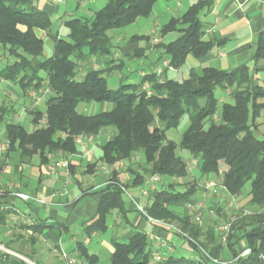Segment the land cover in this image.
I'll use <instances>...</instances> for the list:
<instances>
[{
	"label": "trees",
	"instance_id": "1",
	"mask_svg": "<svg viewBox=\"0 0 264 264\" xmlns=\"http://www.w3.org/2000/svg\"><path fill=\"white\" fill-rule=\"evenodd\" d=\"M156 1L107 0L89 18H68L64 22L67 38H56L52 54L43 56L44 41L38 32L50 27L49 14L36 7L33 0H0V55L5 58L0 66V83L17 85L24 93L43 86L50 92L43 111L37 108L29 111L32 130L19 122H5V116L13 109L0 106V122H4L8 143L4 157L18 152L15 170L19 165L30 164L34 156L38 157L39 165L45 166L49 153L55 157L58 153L61 157L78 154L76 135L97 138L108 132L109 137L100 146L99 160L111 168L110 175L103 187L96 190L99 200L95 214L82 230L87 236L106 232L107 217L112 211H125L123 186L142 187L149 177L157 175L160 180H168L159 182L150 192V202L145 207L149 216L178 222L187 236L224 264H264L261 257H264V137L257 138L254 134L256 119L264 110V85L255 78L264 71V65L258 63L264 61V37L258 39L251 69L245 65L233 70L204 67L200 72L191 69L186 78L176 80L167 75L170 69L164 67L160 74L152 69L136 82L110 88L106 76L121 70L125 63L114 58L116 48L108 31L149 17ZM211 5L212 0H197L180 17H171L160 26L159 37L172 31L178 36L153 45L157 54L154 64L168 60L170 68L178 69L188 55L201 58L218 44L215 39L203 40L205 28L199 19V14ZM139 39L149 38L133 35L128 40ZM138 54L140 57L144 51ZM216 87L230 90L232 101L219 106L214 95ZM91 102H106L110 107L91 115L77 112L79 103ZM184 114L188 115L189 123L179 142L166 139L165 131L177 127ZM177 149L185 150L190 159L197 160L198 177L182 190L177 189L179 183L173 180L187 176V160L176 153ZM120 162L127 163L126 170L131 173L125 183L119 178ZM93 167L94 164H88V171ZM220 170L222 183L233 196H240L245 184H250L246 205L254 213L244 218L250 219L248 223H240L245 226L239 235L244 247L238 250L230 235L223 247L216 239L213 223L203 230L204 226L190 221L186 210V204L197 195L199 180L216 176ZM68 171L73 173L70 163ZM85 194L86 191L81 195ZM178 206L183 207L182 212L176 209ZM13 212L12 207L0 209V226H5ZM23 227L38 235L44 225L35 221ZM35 240L33 236L26 239L30 246ZM0 243L10 250V243L1 237ZM111 243L109 264H152V249L145 232L133 229L125 242L113 239ZM187 244L193 257L172 254L159 264H217L197 257L196 246L191 241ZM75 246V257L81 264H97V255L90 253L83 241L76 240ZM245 247L250 248V253L238 257ZM0 264L28 263L0 250Z\"/></svg>",
	"mask_w": 264,
	"mask_h": 264
},
{
	"label": "crops",
	"instance_id": "2",
	"mask_svg": "<svg viewBox=\"0 0 264 264\" xmlns=\"http://www.w3.org/2000/svg\"><path fill=\"white\" fill-rule=\"evenodd\" d=\"M106 1L107 0H62L57 2L56 0H33L36 7L47 12L50 16V27L47 30L38 33L45 35L51 49V54L54 49L55 39L67 38L68 29L65 27L64 22L66 19L72 18L68 16L79 13L80 16L73 17L89 18L96 10L100 9ZM196 1L197 0H157L153 5L152 13L150 15L156 19L153 23L155 29L150 27L149 30L150 35H152L150 36L146 33L134 35H143L147 38L155 36L160 29L159 17H166V21L163 22V24H165L171 17H180L188 7ZM199 19L205 28L203 40L215 39L218 44H215L211 50L201 58H195L192 56L197 60L201 68L196 69L195 67H191L188 70V73L191 69L200 72L204 67H214L221 70H233L243 65L247 66L249 69L253 67V56L255 54L258 39L260 36L264 37V0H212L211 8L202 11L199 14ZM173 32L176 31L169 33ZM130 37L126 38L122 35L116 38L115 44H113L116 48L114 58L119 61L122 59L125 64L139 60V66L145 65V69L140 68L138 70V77H140L144 74L142 72L147 71L149 68L154 69V67L158 65L154 64L157 54L155 53V49L150 40L139 39L130 41L128 40ZM159 39L163 42L162 37H159ZM142 50L144 51V54L140 57L136 56L139 51ZM211 64H214V66ZM215 64L219 66L217 67ZM94 67H97V65L95 64ZM127 71L130 73L132 70L128 67ZM187 76H184L183 79ZM127 77H129L128 74L122 75L121 79H127ZM255 78L258 83L261 81L264 82V71L258 72L255 75ZM16 88L19 87L9 82L1 81L0 97L2 98H0V101L10 92L17 94L18 91ZM17 96H19V98L21 97L19 93ZM226 99L227 97L225 100ZM19 102L18 108H20V111L16 114V116H19V121L16 122H19L23 126L25 123H28L31 127L30 130L34 129L32 115L29 113L32 108L28 109L26 113L27 115H25L22 112L24 111L22 101ZM40 102L41 100L37 102L35 101V104L37 105ZM82 104L83 103H79L77 105V112L89 115L87 114V107H81ZM36 108L42 110L40 107ZM102 110L101 107L99 110L91 114L98 113ZM42 122L43 120H41L40 123ZM24 128L27 129L25 126ZM105 135L107 136L105 137ZM109 135L108 132L100 133L95 139L96 142L94 144L79 145L80 152L78 154L70 155L71 162L69 161V158L68 161L70 165H73V173L69 174L70 176L68 175L69 178L67 181L68 187L66 193L62 190V188H64L63 183L66 180V178H64V171L59 172L56 177L49 176L46 174L45 166L39 165L38 163L35 171L28 174H24L23 172L20 174V178L24 180L22 184L14 185L18 191L34 196L38 198L37 200L24 201L15 196L0 198V209L12 207L14 211L7 217L5 226H0V237L5 242L10 243V251L12 253L33 259L37 261V263L40 261L41 264H64L59 258H55L50 251L53 252L58 248L63 249L61 246L63 240L61 235L67 234L73 229H76V226V234L79 235L80 233L83 235L82 239L76 238V240L83 241L89 251L88 245L91 238L96 237L98 234L93 233L91 236H86L82 230L85 227V224L90 221L95 214L99 200V194L96 193V190L103 187L106 183V181L104 183H101L100 180L98 181V179H100L99 173L102 172L99 168L102 166L107 168L105 164L100 162L99 157L101 154L100 146ZM84 160L87 161V165L94 164V167L91 168L92 174H88L87 178L83 177V168H80V163ZM17 163L18 162H15L14 164L16 165ZM125 164L127 166V163L125 162H123L122 165L119 163L117 169L119 168V178L121 181L127 182L131 178V173L126 170V166L123 167ZM7 165H9L8 157L0 156L1 173L5 171L4 169H6ZM15 165H13L14 171ZM18 169L20 172L21 168L19 166ZM74 169L76 170L75 172ZM204 181V179H200L198 185H202ZM162 183H165V180H162ZM2 184L5 185V183L0 180V186H2ZM141 188V186H129L128 189L123 192L125 211L118 212L115 210L108 215L113 216L110 227L112 231L115 232V236H113L111 241L116 239L117 241L125 242L130 236L131 231L133 229H138L147 234L152 252L157 250L163 254L164 258L172 254L183 255L182 253L188 254V257H193L194 255L187 242L180 239L175 231L164 225L156 226L152 224L147 221L144 215L135 210V203L131 200L132 198L140 205L145 206L147 203V199H144L141 196ZM87 189L91 190L87 191ZM84 191H87V194L80 196ZM239 197L240 196H237V198ZM39 200L46 203L42 204L43 202H40ZM221 201L222 199H219V205L216 204L214 206V215L211 217L207 216L204 220V224L202 225L204 226L203 230H205V226L212 223V221L217 218V215L225 217L227 209ZM35 221L43 222L44 228L41 234L36 235L29 228H22V225H32ZM107 226L109 227L108 223ZM3 230H6V233H3ZM16 231L23 232L25 235H36L37 240L32 246H30L26 240H20L21 235L18 233L14 235V232ZM155 234L158 236L160 244H156L153 240V235ZM14 238L19 239L21 242L15 244L16 241H14ZM72 240L74 241L72 251L67 252L65 249L63 250L68 253L69 256L75 258L77 252L75 246L76 240L75 238ZM242 244H244L243 241L239 243L240 246ZM235 248L238 249L237 247ZM112 250L113 246L111 243V247L107 248V251H110L109 253H111ZM90 253L97 255L94 252ZM97 257L99 261V256L97 255Z\"/></svg>",
	"mask_w": 264,
	"mask_h": 264
},
{
	"label": "rangeland",
	"instance_id": "3",
	"mask_svg": "<svg viewBox=\"0 0 264 264\" xmlns=\"http://www.w3.org/2000/svg\"><path fill=\"white\" fill-rule=\"evenodd\" d=\"M73 16H80V15H79V13L76 14V15L72 14V15H70L68 17H73ZM159 20H160L159 21V24H160L159 26H161L163 24V22L166 21V17H159ZM154 21H156V19L153 16H150L148 18L140 17V18L137 19V21L134 24H130L128 26H125V27H122V28H119V29L109 30L108 31V35L112 37L113 44H115L116 38L119 37V36H122V35H124L126 38H128V37H130V36H132L134 34H144V33H146V34L150 35V33H149L150 27L155 29V27H153ZM158 32H159V30H158ZM158 32L156 33L155 36L149 37L148 40L151 41V44H152V41H153V39L155 37L159 38V36H157ZM177 36H178L177 32L168 33L167 35L162 37V41L167 43V42H169L171 40H174ZM42 38H43V41H44L43 56H49V55H51V49H50L49 43H48L45 35H42ZM153 45H155V44H152V46ZM153 48H154V46H153ZM138 61L139 60H136V61H134L132 63H126L125 67L122 70L115 71L112 74L106 76L107 83H108L109 87L112 88V89H116L119 86L120 83L136 82L139 79L138 70L140 68L145 69V65L139 66V62ZM4 62H5V58L0 55V66L3 65ZM125 62H126V60H125ZM258 63H259V65H264V61H259ZM94 65L95 64H93V66ZM211 65L214 66V64H211ZM215 66L218 67L219 65L215 64ZM128 67L132 70L130 73L127 71ZM191 67H195L196 69L197 68L198 69L201 68V66L199 65L197 60L189 55L186 58L185 63L181 67H179L178 69H170L168 71L167 75L170 78H174L176 80H182L184 76H187L188 70ZM152 69L153 68H149L147 71H144L142 73L146 74V73L150 72V70H152ZM127 74L129 75V77H127V79H121L122 75H127ZM259 84L264 85V82L261 81ZM45 88L46 87L43 86V87H41L38 90L29 89V90H27L26 93H24L19 88H16V90L18 91V93L21 96L20 98H22V99H20L19 96H17L18 93L17 94L13 93V92L8 93L7 96L3 100L1 99V101H0V106H2V104H3L6 109L7 108L8 109H11V108L13 109V111L10 112L11 113L10 115H6L5 116L6 117L5 122L6 121H13V122L19 121L18 120L19 116H16V114H18V112L20 111V108H18V103H20L19 101H22V105L24 106V111H22V112L25 115H27L26 114L27 110L31 109V108L34 109L36 107H40L43 110L44 109V104H45L44 101H45V98L48 95V93L43 94V93H41V90H44ZM33 92H34V94L32 96ZM229 92H230V90H228V89L224 90V89H222L220 87H216L215 88L214 95H215L216 98L219 99V106L221 105L222 102H225V101L231 102L232 101V99L229 96ZM38 96H41V98L39 99V100H41V102L36 105L35 101H36V98ZM226 97H227V99L225 100ZM0 98H2V97H0ZM222 100H225V101H222ZM201 102L203 103L204 100H201ZM81 107H84V108L87 107L86 108L88 110L87 114H91V113H94L97 110H99V108H101V107H102L103 110L108 109L110 107V104H108L106 102L105 103L92 102L90 104L83 103L81 105ZM256 122H257V124H256L255 129H254V134H255V136L257 138H263L264 137V110L261 111L259 117L256 119ZM188 123H189L188 115L184 114L181 117L177 127L170 128V129L165 131L166 139L171 140V141H173L175 143H178L180 138H181V135H182L183 131L188 126ZM24 126L27 129H29V130L31 129V127H30V125L28 123H25ZM4 132H5V130H4V122H0V143H7L6 140H5ZM106 136L107 135H105V137ZM4 153H1L0 156L3 157ZM10 153L7 155L8 161H9V165H7L6 169H4L5 171L0 173L1 174L0 175V180H1V182L5 183V185L2 184V186H0V198L10 197V196L11 197L12 196L17 197L15 193L20 192V191H18L16 189V187H14V185L22 184V182L24 181L23 179L20 178L21 177L20 174L22 172L24 174L25 173L28 174L30 172L35 171V168H37L38 163H39L38 162L39 161L38 157L34 156L31 159L30 164L25 165V166L24 165H19V167L21 168L20 172H19V169L14 171L13 170V165H15L14 164L15 162H18V154H17L18 152H16V153L10 152ZM176 153L181 155L183 158L188 159L187 161L191 162V160H190L191 156L185 150L177 149ZM64 157L65 158H69V161L71 162L70 156H68V157L64 156ZM80 164H81L80 168H83V174L82 175H83L84 178H87L88 174H92L91 173L92 171H88L89 168H87V166H88L87 165V161L84 160ZM122 164H123V162H122ZM125 166H126V164L123 165V167H125ZM104 167L102 166L101 168H99L100 170H102V172L99 173L100 179H98V181L100 180L101 183H104L109 178L108 174L110 173V168L108 166H107V168L106 167L104 168ZM44 168H45V171H46V165H45ZM75 171L76 170L74 169V172ZM187 172H188L187 176H185L184 178L174 179L173 180V181H177L179 183V184H177L178 185L177 189L182 190L184 188H187L189 186L187 183L188 182L192 183L194 181L195 177L196 178L198 177L197 167L194 168V169H191V170L187 169ZM64 173H65L64 174V178H66L65 181H68V178L70 176L69 175L70 172L67 171V173L66 172H64ZM46 174H48V173L46 172ZM48 175L56 177V176H58V173H56L55 175H50V174H48ZM162 180H165V179H161L160 183H162ZM167 180L168 179H166L165 182H167ZM65 181L63 183V187L65 189L62 188V190H64L65 193H66L67 187H68V183H65ZM120 181H121V179H120ZM121 182L125 183L126 181H121ZM143 187L144 186H142V188ZM199 187L200 188L196 192L197 195L194 198V200H192V201H197L198 199H203L204 200V208L202 209V215H201L200 222H195L194 219H193L192 214L187 209L186 210H187V214L189 215V218H190L191 222H193V223H195L197 225H203L204 224V220L207 218V216L211 217V216L214 215V213H213L214 210L213 209L215 208L214 206L216 204L219 205V197H216V196H210L209 197L208 194L203 191V189L201 188V185ZM249 188H250V184L246 183L245 186L242 189L243 193L240 195L239 198H236L237 199L236 200V205H237L236 209L233 208L232 206L229 207L227 201H223V199L221 198L222 199L221 202L223 203L224 207H226L227 213H225V217H222L220 215L218 216L216 214L217 218H215V220L212 221V223H213V227H214V230H215L214 232H215L216 239L218 238L217 239L218 242L220 244H222L223 247L226 246L227 239H226L225 242H220V238L218 237L219 230L217 228L220 225H223L225 223L230 224V231H229L228 235L231 236V241H234V246L237 247L238 249H240L241 247L244 246V244H242L241 246L239 245V243L242 242V240H240V238H239V235H240V233L244 232V228H245V226H240L241 225L240 223H248L250 221V219H244V218L247 217V216H251L254 213V210H252L249 206L246 205V202H247L246 194L248 193ZM127 189H128V187L123 186L122 191H126ZM88 190H91V189H87V191ZM87 191H86V193H87ZM21 193H23V192H21ZM2 195H4V196H2ZM80 196H82V195H80ZM141 196H142V198L147 199L146 205L145 206L141 205L143 207L144 213L147 214V211H146L145 207L150 202V196L149 195L147 197H145L143 195H141ZM31 197L36 198L34 196H31ZM36 199H38V198H36ZM31 200H35V199H31ZM131 200L135 204H139L133 198ZM39 201L41 202V200H39ZM44 203H46V202H43L42 204H44ZM176 209H178V211H180V212L183 211V207L182 206H178V207H176ZM135 210H136V205H135ZM242 210H247L250 213L247 214V215H243L242 214ZM136 211L138 213L144 215L141 211H138V210H136ZM149 217L152 218L151 216H149ZM112 219H113V216H111V215L107 217V223L109 225L107 231L105 233L98 234L94 238H91V241H90V243L88 245L89 251L90 252H94V253H96L99 256L98 264H109V256H110L109 252L110 251L108 252L107 248L111 247V239L113 238V236H115V232L112 231V229L110 227V223H111ZM156 220L162 221L164 226H167L170 229H172L173 231H175L177 233V236L180 239H182L183 241H186V242L187 241H191V242L195 241V242H197L195 239H192L189 236H184V235L178 233V229L181 230V228H180L181 226L179 225L178 222L171 221V220H164V219H156ZM79 226H81V225H79ZM2 232L6 233V230H3ZM14 233H15L14 235H16V233L21 235L20 240H23V241H25L28 237L33 236V235H27V234L25 235V233L23 234V232H18V231L14 232ZM76 233H77V226H76V229H73L72 231L68 232L67 234L61 235V238L63 239L61 246L67 252L72 251V249L74 247V241L72 239L75 238V240H76V238L77 239H82L83 238V235H81L80 233H79V235H77ZM8 237H9V235H8ZM33 237H35V239L37 240L36 235L33 236ZM20 240L17 239V238L16 239L14 238V241H16L15 244H18L19 242H21ZM36 240H35V242H36ZM197 243L199 244V242H197ZM2 247L4 248V245L0 243V250H3V249H1ZM63 249L58 248L57 250L55 249V251H53V252L50 251V253L52 255H54L55 258H59L64 264H81V260L77 259L76 257L73 258V257L69 256L68 253H66ZM4 250L9 252V253H12L10 250H7L5 248H4ZM182 254L184 256L188 255L186 253H182ZM18 257L23 259L24 261H26L28 264H41L40 261H38V263H37V261H35L33 259H30V258H27L25 256H22L20 254H18Z\"/></svg>",
	"mask_w": 264,
	"mask_h": 264
},
{
	"label": "built area",
	"instance_id": "4",
	"mask_svg": "<svg viewBox=\"0 0 264 264\" xmlns=\"http://www.w3.org/2000/svg\"><path fill=\"white\" fill-rule=\"evenodd\" d=\"M57 2H60L62 0H56ZM160 39L158 37H155L152 41V44H157L159 43ZM164 67H167L169 69H172L169 67V62L168 60L162 61L161 65H158L157 67L154 68V71L156 74H160L162 69ZM143 89L146 90L147 94H150V91L146 88L143 87ZM49 92L48 88H45L44 90H41V93L46 94ZM34 92L32 93L33 96ZM41 98V96H38L36 98V101H38ZM96 138L93 135H88V134H78L74 137L75 142L78 145H86V144H94L96 142ZM8 147V143H0V154L4 153ZM49 162L46 164V172L50 175H55L56 173H59L61 171L67 172L68 171V158L61 157V153H58V157H55L53 154L49 153L47 155ZM191 162L187 161V169H194L197 167V160L196 159H190ZM122 164V162H120ZM194 166V167H193ZM111 169V168H110ZM160 182L159 176L153 175L149 177V179L146 181L145 186L141 188V195L147 197L150 195V192L155 190L158 186V183ZM67 183V181H65ZM202 189L204 192L208 194V196H216L219 197V199H223V201H227L229 207L237 208L236 205V196L231 195L225 188V186L222 183V171H219V174L216 176H213L211 178L206 179L202 183ZM16 196L24 201L31 200V199H36L31 197L29 194L26 193H21L17 192L15 193ZM37 200V199H36ZM42 202V200H41ZM136 205V210L141 211L144 216L147 218V221L151 222L152 224L156 226H161L163 225L162 221L156 220L154 218H150L146 213H144L143 207L139 204ZM204 208V200L203 199H198L197 201H192L188 202L186 204V209L192 214L193 219L195 222H200L201 220V215H202V209ZM250 212L247 210H242L243 215H247ZM219 230V235L218 237L220 238V242H225L228 233L230 231V224L225 223L223 225H220L218 228ZM178 233L182 234L184 236H187L186 233L182 232L181 230L178 229ZM153 240L156 242V244H160L158 236L155 234L153 235ZM192 240V239H191ZM193 244L196 246V250L194 251L195 255L198 257H201L207 261H211L217 264H224L223 261H220L219 259L211 257L207 251H205L197 242L192 241ZM250 253V248L245 247L238 255V257H244ZM15 256H18L15 253H11ZM263 261L264 257L261 256ZM165 258L163 254H161L159 251L155 250L152 252L151 256V263L152 264H159L161 261H163Z\"/></svg>",
	"mask_w": 264,
	"mask_h": 264
},
{
	"label": "water",
	"instance_id": "5",
	"mask_svg": "<svg viewBox=\"0 0 264 264\" xmlns=\"http://www.w3.org/2000/svg\"><path fill=\"white\" fill-rule=\"evenodd\" d=\"M1 249H3L4 250V248L2 247ZM18 257V256H17Z\"/></svg>",
	"mask_w": 264,
	"mask_h": 264
}]
</instances>
